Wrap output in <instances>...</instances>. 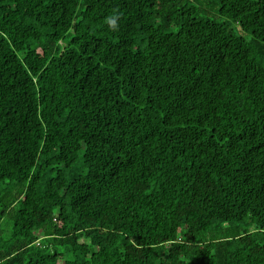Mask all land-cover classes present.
<instances>
[{
    "label": "trees",
    "instance_id": "1",
    "mask_svg": "<svg viewBox=\"0 0 264 264\" xmlns=\"http://www.w3.org/2000/svg\"><path fill=\"white\" fill-rule=\"evenodd\" d=\"M0 264H264V0H0Z\"/></svg>",
    "mask_w": 264,
    "mask_h": 264
},
{
    "label": "rangeland",
    "instance_id": "2",
    "mask_svg": "<svg viewBox=\"0 0 264 264\" xmlns=\"http://www.w3.org/2000/svg\"><path fill=\"white\" fill-rule=\"evenodd\" d=\"M229 227H230L231 230L237 229L236 231L243 232L245 230V227H247V224H243V223H232V224H229Z\"/></svg>",
    "mask_w": 264,
    "mask_h": 264
}]
</instances>
